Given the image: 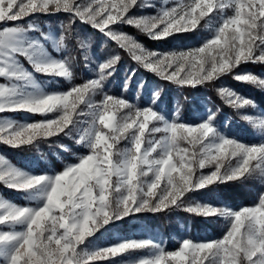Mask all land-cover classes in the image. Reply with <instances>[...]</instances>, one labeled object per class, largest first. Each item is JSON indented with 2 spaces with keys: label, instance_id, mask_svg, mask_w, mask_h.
Masks as SVG:
<instances>
[{
  "label": "snow or ice",
  "instance_id": "snow-or-ice-1",
  "mask_svg": "<svg viewBox=\"0 0 264 264\" xmlns=\"http://www.w3.org/2000/svg\"><path fill=\"white\" fill-rule=\"evenodd\" d=\"M137 6L149 5L142 0H0V113L56 114L24 123L0 117V143L12 148L31 145L41 138L67 134L65 130H73L80 117H89L77 141L86 143L88 154L52 178L26 174L0 156V182L7 188L26 192L48 185L45 202L38 208L0 201V226L10 229L0 230V264H93L137 249L152 251L135 264H264V192L254 205L239 210L199 204L185 209L227 218L229 227L220 239H183L172 251L152 240L135 239L93 251L81 247L104 225L135 213L169 210L182 204L189 191L253 176L264 182V142L249 145L218 136L211 124L214 114L196 126L179 122L178 116L168 122L151 108L138 109L123 98L103 93L119 55L100 64L94 79L67 91H27L33 73L21 57L34 72L72 78L75 57H49L38 40H29L32 25L20 23L36 13L57 12L69 14L61 35L53 41L58 51L79 20L114 41L140 66L178 85L210 84L232 73L233 79L264 89V78L236 72L245 63L264 64V0H180L155 15L130 16ZM228 11L231 15L223 16L214 38L180 51L148 50L115 27L128 24L159 40L194 31L213 13ZM79 47L88 45L80 40ZM98 92L102 99L95 102ZM217 92L236 109L255 107L229 88ZM244 118L264 132V118ZM123 141L127 146L120 148ZM206 168L212 171L203 174ZM17 225L22 230L17 231Z\"/></svg>",
  "mask_w": 264,
  "mask_h": 264
},
{
  "label": "trees",
  "instance_id": "trees-1",
  "mask_svg": "<svg viewBox=\"0 0 264 264\" xmlns=\"http://www.w3.org/2000/svg\"><path fill=\"white\" fill-rule=\"evenodd\" d=\"M32 18L41 21L43 31L46 30L44 23L48 21L49 27L47 28L59 30L61 34V25L68 23L69 14L36 15ZM58 20H60V23H58ZM71 27L73 29L71 38L66 40L65 47L62 49L63 59L69 55L75 57L71 68V83L80 84L87 77L86 66L89 61L83 56V48L79 47V41L85 40L89 43L87 49L90 50L92 59L96 60L93 61L94 67L98 62L97 60L105 61L110 56H120L118 63L114 66V71L103 84L102 89L105 92L122 96L138 108L144 107L150 104L147 87L141 89L138 87V82L144 81L146 86L151 85L156 90L158 97L157 104L153 105L154 108L168 117H171L175 110L179 122L196 123L199 120V115L207 108L211 114H214L213 122L215 124L219 125L226 133L245 143L257 142L264 135V132L257 131L251 125V122L244 118L249 116L246 115L249 112L254 114L258 112L264 118V89L237 81L233 79L232 73L222 75L210 84L175 88L173 84L166 80L139 69L123 49L119 48L114 42L105 39L100 32L91 28L88 24L76 20ZM121 29L137 37L145 47L151 49L158 44L161 47H168L173 41L174 43L184 44L182 40L185 39H188L186 42L191 44L194 39V33H185L169 39L150 40L133 26H121ZM236 72L253 73L264 78V64L245 63ZM36 76L42 80L44 74L36 72ZM221 87H227L239 95L245 96V98L253 101L255 107L246 106L236 109L230 106L217 92V89ZM73 145L74 142L67 138L65 133H60L52 137L38 139L31 145H24L19 148H12L0 143V154L11 163L25 168L29 167L33 163L32 161L38 162L45 157L51 164L50 166L59 171L63 164L61 159H65L67 155V151L62 150V148L69 146L74 150L75 146ZM40 163V168L48 169L47 164ZM262 190L263 184L258 176H253L247 180L212 184L189 191L182 198V204L178 202L177 206H173L169 210L157 213L145 211L132 214L106 226L99 232V235L108 233L120 237L131 236L134 239L149 237L152 240L159 241L166 251L178 247V241H175V238L192 239L194 241L218 239L223 235L226 227L220 216L197 215L185 209L195 204H201L238 210L245 206L254 205ZM0 191L9 198L13 197L11 195L14 190L1 184Z\"/></svg>",
  "mask_w": 264,
  "mask_h": 264
},
{
  "label": "rangeland",
  "instance_id": "rangeland-1",
  "mask_svg": "<svg viewBox=\"0 0 264 264\" xmlns=\"http://www.w3.org/2000/svg\"><path fill=\"white\" fill-rule=\"evenodd\" d=\"M143 3H145L146 5L149 6H145V7H135L133 8L129 15L130 16H135V17H140V16H151V15H155L161 8L163 7H170L173 4L180 2V0H142ZM185 2H187V0H185ZM64 12H57L55 14H42V13H36L32 16H29L28 18H26L25 20L21 21L20 23L23 25H28L29 23L32 25V29L27 33V36L29 38V40H38L43 46L45 51L48 53V56L53 58V59H63L62 58V49H60L59 51L53 46V41L58 39L59 36L61 35L59 30H55V29H48L47 27H49L48 25V21H46L44 23V26H46V30L43 31V27L41 26V21H38L36 19H33V16L36 15H42V16H53L56 14H62ZM224 15H231V12L228 11L224 14H221L219 12L213 13L210 17L205 18L204 20L201 21L200 26H198V28L194 31H189V32H182V33H176L173 34L169 37H167L166 39L169 38H173L174 36H178V35H183L185 33H194V39L192 41V43H187L186 41H188V39L182 40L184 42V44L181 43H174V41L171 43V45H169L168 47H161L159 44L151 49V48H147L145 47L138 39L137 37L136 40L141 43L146 49L148 50H153V51H157V52H171V51H180V50H187V49H191V48H196V47H200L202 46L207 40L214 38V34L218 28V26L220 25L223 16ZM60 20H58V23ZM3 26V25H0ZM90 26V25H89ZM121 26H130L128 24H119L116 25V29L120 32H125L124 30L121 29ZM92 28V27H91ZM96 30V29H95ZM138 30V29H136ZM98 31V30H97ZM139 31V30H138ZM99 32V31H98ZM140 32V31H139ZM41 33L45 34V36L48 37V39H44L41 36ZM101 33V32H100ZM126 33V32H125ZM102 34V33H101ZM141 34H143L146 38L150 39V40H157V39H151L149 38V36L145 35L144 33L141 32ZM103 35V34H102ZM104 36V35H103ZM105 39H108L110 41H112L110 38L104 36ZM87 45L89 44L88 41L83 40ZM114 42V41H112ZM115 43V42H114ZM48 44V46H47ZM116 44V43H115ZM117 45V44H116ZM127 56L131 59V61L134 62V65L137 66L139 69H142L144 71H147L150 74H153L154 76H156L157 78L162 79L159 75H157L156 73L140 66L135 60L132 59L131 55L123 50ZM85 55L88 56L87 61H89V64L86 66V73H87V77H85V79L83 80V82L87 81V80H91L94 79L97 76V72H98V68L99 65L102 64L104 61L103 60H97L98 62H96V66H93V60L92 59V54L90 53L89 49H83V56L85 57ZM21 62L24 64V66L33 73V83L30 85H26V89L27 91L30 92H34V93H58V92H64L69 90L73 85H78V84H73L71 83V79H67V78H63V77H58V76H51V75H44L42 76V80L39 79L36 76V72H34L31 68V66L28 64V62L26 60H24L23 57L20 58ZM247 73V72H246ZM61 81H60V80ZM162 80H166V79H162ZM167 82L173 84L175 86V88H179L181 85H178L176 83H173L169 80H166ZM82 82V83H83ZM80 83V84H82ZM138 87L141 89L143 87H147V94L150 96V104L149 105H145L144 107H136V105H134L131 101L123 98L122 96H116L114 94H110L112 96L115 97H120L123 98L124 100H126L127 102H129L131 105H134L136 108L138 109H147V108H151L152 110H154L155 112H157L160 116H162L164 118L165 121L168 122H172L177 118V114L176 111H173V114L171 117L166 116L164 113L158 111L156 108H154V104H157V93L156 90L154 89L153 86L145 85L144 81H139L138 82ZM227 88V87H224ZM103 93H107L102 89ZM109 94V93H107ZM242 96V95H241ZM245 97V96H242ZM102 99V94H100L99 92L97 94L94 95L93 100L95 102H99ZM203 104V102H201ZM83 107V106H82ZM252 107V106H251ZM254 108V107H252ZM86 111V109H85ZM251 113V114H250ZM56 114H52V113H48V114H40V113H28V112H9V113H0V117H7L13 121L16 122H20V123H24V122H33V121H39V120H44V119H50V118H54ZM211 115L210 111L205 108V110L203 111L202 114L199 115V120L196 123L193 124H187L190 126H196L199 125L202 122L208 121L209 116ZM246 115H249L250 117L253 118H263V116L260 113H253V112H249L246 113ZM248 117V116H247ZM89 117L87 115H84L82 117L79 118V122L77 123V125L75 126V128L71 131L69 130H65L66 137L70 138L73 142L75 146V149H71L69 146H64L62 148V150L67 151V155L65 159H61L63 161L62 167L61 169L58 171L54 168H52L49 163V161L47 160V158L43 157L41 160H39L40 162H44L45 164L48 165V169H43L40 168V162H36V161H32L33 163L25 168L22 166H18L15 165L13 163H11L7 158H5L3 155L0 154V156H3L5 159H7L12 165H14L16 168L22 170L23 172H25L26 174L29 175H44L47 176L49 178L54 177L56 174H59L60 172H62L66 166L68 165H74L76 163L79 162V158L83 155L88 154L89 152V148L87 147L85 142H80L78 143V139L81 135L82 129L84 127H86L87 121H88ZM249 121V120H248ZM212 126L214 127L216 133L218 136H223V137H227V138H233L239 142H243L240 139H238L235 136H232L228 133H226L225 131L222 130V128L215 124L213 122V120L211 121ZM251 125H253V123L251 122ZM253 127L258 131H261L259 128L255 127L253 125ZM264 134V133H263ZM264 142V135L261 136V138L257 141V142H252V143H245V144H258ZM127 146V141H123L121 142V144L119 145L120 148H124ZM74 148V147H73ZM79 149V151H78ZM77 150V151H76ZM51 169H50V168ZM212 171L211 168H206L204 170H202L203 174H208ZM261 182H262V178H261ZM0 184L2 186H5L2 182H0ZM263 184V190L261 192H264V182H262ZM6 187V186H5ZM14 190V189H11ZM48 190V185L42 184L40 186H37L36 188L30 190V191H18V190H14V192L12 193L11 196L13 197H7L6 195L2 194V192L0 191V201H7L9 203H14L17 206H28V207H32V208H38L40 206H42L45 202L44 200V193ZM18 198V199H17ZM197 205V204H195ZM193 205V206H195ZM201 205V204H199ZM191 206V207H193ZM201 206H205V205H201ZM209 206V205H207ZM239 210V209H238ZM136 214V213H135ZM132 215V214H131ZM130 216V215H129ZM217 216H220L219 214H217ZM127 217V216H126ZM222 218V222L223 224L226 226L225 227V231L223 233V235L225 234V232L227 231V228L229 227L228 224V220L227 218L220 216ZM125 218V217H124ZM121 220V219H120ZM119 220H115L113 222H110L107 225H104L103 227H101L93 236L89 237L85 243L81 246L82 248L86 249L87 251H93L96 250L98 248H103V247H108L111 245H114L122 240H132L134 238H132L131 236H117L115 234H108V233H101V235H99V232L104 229L106 226H109L111 224H113L114 222H117ZM0 230H10L6 225L0 226ZM16 230L20 231L22 230V225H17L16 226ZM223 235L220 237L222 238ZM218 238V239H220ZM184 238H175V241H178V247L176 249L179 248L180 243L182 242ZM135 240H152L151 238H138ZM207 240H215V239H206V240H196V241H207ZM155 241L157 243H160L157 240H152ZM173 249V250H176ZM151 251L150 249H137V250H131L127 253H123L117 257H113L110 260L108 259H104V260H96L93 262V264H135V261L139 260L142 257H147L149 255H151ZM172 251V250H169Z\"/></svg>",
  "mask_w": 264,
  "mask_h": 264
}]
</instances>
